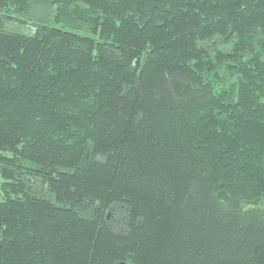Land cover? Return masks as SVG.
Segmentation results:
<instances>
[{"label":"trees","instance_id":"obj_1","mask_svg":"<svg viewBox=\"0 0 264 264\" xmlns=\"http://www.w3.org/2000/svg\"><path fill=\"white\" fill-rule=\"evenodd\" d=\"M0 264H264V0H0Z\"/></svg>","mask_w":264,"mask_h":264},{"label":"rangeland","instance_id":"obj_2","mask_svg":"<svg viewBox=\"0 0 264 264\" xmlns=\"http://www.w3.org/2000/svg\"><path fill=\"white\" fill-rule=\"evenodd\" d=\"M11 21L12 20H6L5 26L7 28L8 27H10V28H13L14 27V28H16V30L17 29L23 30L19 25H17L16 23H13ZM13 21H16V20H13ZM24 31L27 32V33H30L31 32L29 26H26L25 29H24Z\"/></svg>","mask_w":264,"mask_h":264}]
</instances>
